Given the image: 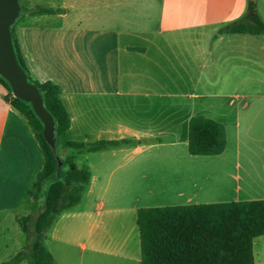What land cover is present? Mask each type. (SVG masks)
<instances>
[{"label":"crops","instance_id":"1","mask_svg":"<svg viewBox=\"0 0 264 264\" xmlns=\"http://www.w3.org/2000/svg\"><path fill=\"white\" fill-rule=\"evenodd\" d=\"M19 1L61 10L21 12L11 37L27 77L59 88L70 127L57 155L90 174L80 201L47 233L54 264H142L140 209L264 200V35L220 32L245 16L247 0ZM255 2L264 23V0ZM230 84L236 93L215 91ZM7 98L0 84V223L32 213L44 165L27 119ZM250 106L252 119L240 115ZM196 116L224 127L221 154H189ZM251 125L253 156L238 133L248 138ZM233 139L242 153L228 149ZM97 141L126 143L97 152L65 145ZM252 254L264 264V235Z\"/></svg>","mask_w":264,"mask_h":264},{"label":"trees","instance_id":"2","mask_svg":"<svg viewBox=\"0 0 264 264\" xmlns=\"http://www.w3.org/2000/svg\"><path fill=\"white\" fill-rule=\"evenodd\" d=\"M21 12L40 16L58 14L61 10L39 6L29 9L21 5ZM220 32L264 35V23L257 14L255 0H247L245 16L225 25ZM15 53L20 67L25 71L18 51L15 50ZM31 83L38 88L45 110L54 119L57 142L70 127V118L60 99L59 88L51 82ZM0 84L8 91L9 98L6 100L27 119L43 153L44 165L30 192L34 202L38 200L41 188L49 182L44 205L32 224L31 215L17 216L15 221L30 238L28 259L32 264H54L45 244L47 233L58 214L80 201L89 184L90 174L87 169H79L73 158H68L63 164L67 167L66 173L56 176L57 156L42 136V123L29 104L12 96L9 84L1 76ZM121 143L126 141L66 142L65 145L78 151L97 152ZM225 144V130L221 124L203 116L190 119V155H219ZM137 225L142 264H253V240L264 235V200L140 209ZM24 259H27L25 253L19 252L9 262L2 264H17Z\"/></svg>","mask_w":264,"mask_h":264},{"label":"water","instance_id":"3","mask_svg":"<svg viewBox=\"0 0 264 264\" xmlns=\"http://www.w3.org/2000/svg\"><path fill=\"white\" fill-rule=\"evenodd\" d=\"M21 11L19 0H0V76L9 84L14 98L29 104L43 125L42 136L51 150H56L55 122L45 110L38 88L28 81L20 67L12 42L10 28ZM55 175L60 174L63 161L56 158Z\"/></svg>","mask_w":264,"mask_h":264},{"label":"rangeland","instance_id":"4","mask_svg":"<svg viewBox=\"0 0 264 264\" xmlns=\"http://www.w3.org/2000/svg\"><path fill=\"white\" fill-rule=\"evenodd\" d=\"M19 3H20V1H19ZM21 5L24 6L23 3H21ZM21 5H20V7H21ZM20 13H21V11H20ZM28 81L31 82L29 79H28ZM215 91L216 92L221 91V92L226 93V94H234L237 92V85H231V84L230 85H215ZM238 105H239L238 101L234 100V104L231 105L229 110L230 111H237ZM252 111H253L252 106H250L249 109H247L245 111H241L240 115H243L245 113L247 115L248 119H252V114H253ZM229 132H231V138H232L234 136L235 130L232 128V129H229ZM242 132H243L242 129L239 130V132H238L240 134L239 138H240V140H242V143L247 142V144L249 145L248 148L251 150V156H253L252 151H253V132L254 131H253L252 125H251V128L248 130V138H245L243 135H241ZM232 133H233V135H232ZM233 141H234V139L232 140V143L229 144L228 149L230 151L234 152L236 150V147L238 146L237 148H239V150L242 153L244 151V145L242 143L241 144L236 143V145H235V143ZM162 150L168 151L169 149L165 148ZM55 153H56L57 158H59V156L57 155V148L55 150ZM150 153L155 154L156 151L151 150ZM158 153H159V151H158ZM63 164H64V162H63ZM78 165L81 166L80 163H78ZM66 171H67L66 165H62L60 167V173L64 174V173H66ZM206 171H208V170L206 169ZM48 185H49V182H46L45 185L43 186V189L39 193V198H40L39 201L34 202L31 199V205L33 207V209H32L33 211L30 214L32 216L30 225L32 224V220L35 218V216L39 212L38 206L42 205L41 201L45 197ZM30 229H32V227H30ZM29 241H30V238L21 231L19 225L15 221L8 219L4 223H0V263L8 260V258H10V257L12 258L16 253L20 252V253H25V257L27 256V259L21 260L22 262L20 261L21 264H32L31 260L28 259L29 258V250H28ZM45 244L47 246L46 242H45ZM9 261H7V262H9Z\"/></svg>","mask_w":264,"mask_h":264}]
</instances>
